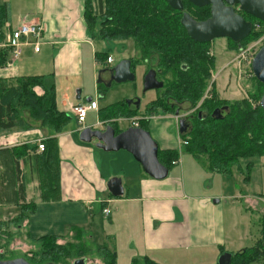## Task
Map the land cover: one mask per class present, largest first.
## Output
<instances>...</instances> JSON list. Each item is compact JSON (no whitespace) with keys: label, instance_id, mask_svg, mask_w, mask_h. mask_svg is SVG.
Masks as SVG:
<instances>
[{"label":"crops","instance_id":"obj_1","mask_svg":"<svg viewBox=\"0 0 264 264\" xmlns=\"http://www.w3.org/2000/svg\"><path fill=\"white\" fill-rule=\"evenodd\" d=\"M0 2L8 4L10 9V22L4 28L3 44L9 42L11 33L21 25L41 24L44 27L40 51L35 53L32 45L24 46L18 61L10 64V56L5 65H0V79L4 80V83H0V88L11 86V79L20 77L53 78L56 104L60 111L67 112L62 107L68 105V100H59L57 79L73 75L83 78L86 72L89 77L90 63L93 68L90 77L94 80L98 76L99 64L95 60L97 51L85 21L84 0ZM97 89L98 86L95 90ZM78 93L77 97L81 98L82 91L79 90ZM78 101L69 103L71 111L73 107L82 104ZM147 118L148 132L159 145V151H178L182 147L179 131L170 135L167 128L159 126L165 120L171 125V119L173 124H177L174 117L159 114ZM24 119L30 127L28 130L0 133V152H11L26 146L31 149L38 142L52 141L57 150L60 172V199L42 202L40 179L35 168V156L42 152L26 153L20 162L27 186V207L22 208L15 198V173L12 172L11 165L6 168L4 165V162L9 161L8 155L4 157L5 153H0V224L18 221L19 236H24L27 242L38 245L40 239L50 236L56 237L63 244L80 241L88 248V242L94 244L96 239L99 245L95 248H107L115 252L117 263L121 255L125 256L124 253L128 251L131 264H143L146 259L155 264H217L221 255L239 254L248 249L245 242L249 241V236H253L252 231H248L249 226L233 231L232 226L236 224H228V216L224 211L216 209L221 200L218 199L219 202L215 203L217 199L205 188V181L208 179L202 184L207 194L196 193L195 183L190 177L187 180V171L207 176L204 167L199 165V160L190 161L183 157L180 161L179 158L178 164L169 168L168 178L159 181L146 175L141 165L125 151L107 155L108 153L97 149L95 142L81 143L79 135L82 129L87 128L86 124L81 129L77 124V128L67 130L69 124L60 132H54L28 115ZM116 121L102 119L97 123L100 128L96 129L102 130ZM123 131L125 130L118 128L117 134ZM180 165L181 167L176 168ZM260 167L262 165L258 162L249 175L244 172V179L248 176V180L244 182L250 189L259 180ZM4 171L11 172L9 186L1 178ZM220 174L222 173H217ZM114 177L122 181L124 188V195L119 198H112L107 189L108 181ZM257 191L252 189L250 196H246L245 202L251 207L260 203V200L255 199V196H260V190ZM233 197L227 198L237 200L239 195ZM33 206L34 214L31 212ZM8 207L15 208L16 212H9V216H5L8 212L4 210ZM91 208H100L102 214L94 212L91 215ZM107 208L111 212L109 216L103 214V210ZM21 215H24V219H20ZM97 215L100 217L97 218ZM238 216L242 218V212ZM2 236L3 234L1 238Z\"/></svg>","mask_w":264,"mask_h":264},{"label":"trees","instance_id":"obj_2","mask_svg":"<svg viewBox=\"0 0 264 264\" xmlns=\"http://www.w3.org/2000/svg\"><path fill=\"white\" fill-rule=\"evenodd\" d=\"M84 2L85 21L93 38L107 43L133 41L136 54L139 56V58L133 60L134 62L153 61L154 66L161 71L166 79L173 76L176 79L189 82L180 84L165 83L161 98H158L156 102L149 106L146 113L148 116L146 117L174 114L175 110L167 100L169 97L179 103L191 104L193 109L201 103L206 90L209 88L210 71L213 69L215 61L209 56L208 50H204L207 47L206 44L194 42L185 33L186 31L180 21L183 12L169 8L165 0H84ZM183 3L184 12L191 15L194 20L205 21L210 18L209 7L197 8L186 0ZM9 13L8 4L0 2V45L3 43L2 40L5 36L4 28L10 22ZM242 16V18L253 23L251 33L245 40L261 35L254 31V21L263 26L264 23L247 15ZM200 49H203L201 54L199 53ZM10 52L11 48L0 47V65L6 64L11 56ZM109 56L108 52L104 54L96 53V63L106 64ZM196 80L204 82L193 83ZM10 82L13 83L11 86L0 88V133H20L30 128L26 119H24L25 115H21L15 106L19 100L20 106L24 110H28L31 119L41 121L43 126H48L51 131L60 132L70 124L71 118L68 117L66 112L60 111L56 104L57 95L53 78L45 76L20 77L11 79ZM0 83H4V80L0 79ZM35 88H41L44 95L38 96L34 92ZM104 88L103 84H98L97 90L102 94L106 92ZM263 89L264 85L257 83V94L252 96V103L250 100L244 99L234 104L229 105L223 102L220 105L221 101L212 98V95L206 97L204 103H202V109L206 110L204 112L207 116H202L201 120L192 124L189 132L183 136L180 135L182 147H185V151L198 160L205 158L208 169L222 173V175L232 173L235 165L239 164L240 166L239 162L243 161L246 164L245 172L249 175L251 169L258 164L256 161L264 159V112L259 104ZM253 103H255V106H253ZM219 105L223 106L219 109L221 118L214 119L212 114ZM115 107L118 110L114 116L118 118L124 117L133 120L141 116L137 114L139 110L132 109L126 103H121ZM123 108L128 110L125 115L122 112ZM154 109L161 112L156 113ZM112 118L108 117L107 120ZM114 124L110 123L117 134ZM148 124L149 120L145 118L140 120L138 127L148 131ZM51 142L44 141L42 144H44L45 150L40 155L35 156V168L40 179L42 202H52L60 199L58 183L60 172L56 157L57 150ZM36 151H39L38 145L31 149L26 146L13 149L11 152H0L1 154L5 153L4 157L8 155L7 159L9 161L4 162V165L5 168L7 165H11L12 172L15 173L14 180L17 185L15 198L22 208L27 207V186L25 185V175L20 162L26 153ZM158 153L159 161L168 169L180 158L177 150L158 151ZM10 174L11 172L4 171L1 175L3 183L8 182V186L11 184ZM247 180L248 176L244 181ZM5 189H7V186ZM111 197L113 198L112 195ZM7 200L11 202L9 198ZM32 208L31 212L34 214L35 207ZM22 218L24 219V215H21L20 219ZM15 223L19 222L15 220L0 224V232H2L0 234L6 235L5 238L8 241H3L7 245L11 240L8 233L9 227ZM259 228L260 238L257 240V244L253 248L234 254L231 264H264V222ZM38 242L43 246H48L46 242L50 243V247L55 250L58 249V252L63 254L78 257L92 255V250L86 248V245L83 242L80 243V241L63 244L59 243L56 237L48 236ZM98 254H100V257L104 254V259H102L104 264H117L115 252L102 248L98 250ZM54 259L63 261L53 257L51 262H54ZM144 262L145 264H155L149 259ZM137 264L139 263L137 262Z\"/></svg>","mask_w":264,"mask_h":264},{"label":"rangeland","instance_id":"obj_3","mask_svg":"<svg viewBox=\"0 0 264 264\" xmlns=\"http://www.w3.org/2000/svg\"><path fill=\"white\" fill-rule=\"evenodd\" d=\"M254 29V31L261 35L251 37L250 39L244 40V42L242 41L240 44H232L233 42L226 38L216 39L212 43L206 44L207 47L204 48V50H208L209 56L215 61V65L213 69H211V76L209 77V83L212 85V88H208L206 90L205 96L202 98V101H204L206 97L208 98L212 95V98H217L221 101L220 105H222L223 102L230 105L236 102H241L244 99L251 101L252 96L257 94L258 81L254 77L251 69L252 62L255 58L254 56H256L258 52L264 47V26L259 22L254 21ZM96 32L98 33V30ZM93 43L97 53L104 54L105 52H108L109 55L113 58L114 61L111 66L112 68L116 67L123 60H130L132 62L134 59L139 58V56L136 54V49L133 41L107 43L93 38ZM202 51L203 49H200L199 53L201 54ZM143 62L144 61H142L141 63ZM133 63L135 64H133V75H135L136 77L135 81L125 84H114L110 88H107L106 92L102 94H100L98 90L95 89L96 86H98L97 81L99 80V72L103 71L105 68L104 63H99L97 79L95 78L93 80L92 77H90V75H92L93 73L91 63L88 72L91 79L87 77V72L85 76H83V78L73 75L66 77L63 76L59 80L57 79V82L59 84L57 90L59 91V100H68V105L62 107L63 110L67 111L66 113L68 117L71 118L70 126L67 130L77 128L76 118L74 117V113L69 109V103L78 101L77 94L79 90L82 91V96L78 102H81L83 105L88 106V100L91 99L94 101L96 100L99 105L98 113H89V116L87 115L88 117L85 122L87 128H100L97 125L100 120L106 119L108 117H113V121L117 120L116 122H112L115 123L114 127L116 129H128L132 121H127V119H117L118 117L114 116L115 114H117L118 110L115 106L121 103H125L126 101L128 102L136 100L137 102H139V112L137 114L144 117L148 116L145 114L147 107L154 100L162 96L163 91H159L158 93L155 90L144 92V77L145 73H147V69L143 64H140V62L133 61ZM213 81H216L215 84H212ZM210 84L209 87L211 86ZM42 91L43 90L41 88H35L34 90V92H36L38 96L44 95V92ZM262 95H264V89L261 91V96ZM252 102L253 101H251V103ZM15 106L21 115L24 114L29 116L28 110H24V108L20 106V100L16 102ZM253 106H255V103H253ZM127 111L128 110H126V108H123V115L127 114ZM155 111L156 113L161 112L159 110ZM138 121L140 122V119ZM163 122L159 126L167 128V131L170 135L178 131V126L175 123L173 124L172 119L170 120V122H172L171 125L167 124V120ZM185 150V147L182 148L180 146L178 150L180 161L183 160V157L184 159L186 158L190 161L198 160L192 154L186 152ZM114 154L116 153H108L107 155ZM199 161V165L204 167L203 169H205L207 176H203L194 171H187V180L189 179L188 177H190L195 183L196 186H194V191H196V193L207 194L208 192L203 190L204 187L202 186V184L206 178L208 179V181H205V184L207 182L205 188L209 189L210 195L215 196V199H217L216 201H218V199L221 200V204L217 205L216 209L218 211H224L225 215L228 216L229 219L228 224H236L232 226L234 232L236 229L241 230V228L249 226L247 227L248 231L250 233L252 231L255 238L253 236H249V241H246L245 244L246 246H249L248 249L253 248L257 244V240H259L260 238L259 227L264 222V159H259L258 161H256L259 162L262 167H260V174L258 178L259 180L256 181L254 186L252 187L253 191L260 190V196H255V199L257 198V201L260 200L258 201L260 203H258V205L254 207L249 206L248 203L245 202L246 196H250L252 189H250L249 186L244 182V165L246 164L243 161L239 162L240 166L239 164L235 165V167L232 169V173L223 176L222 174L217 175L216 172L211 171L210 169H206L207 161L205 158L199 159ZM179 167H181V165L176 168ZM209 184H212L213 186H210ZM237 195H239L240 198L238 197L236 200V198L234 197ZM232 196H234V199L227 198ZM91 209V215H93L94 212H97L98 214L101 213L100 208ZM15 210L16 209H13V207H8L7 210H4L5 212H8L5 213V216H9V212H11V214H14L16 212ZM240 212H242V218H239L238 216ZM99 217L100 215H97V218ZM18 225L19 223H15L9 227L8 233L11 240L9 241L8 245L6 242H4L8 241L7 238H5L6 235L4 234L2 238L0 237V261H10L13 259L16 260L23 258L28 260V262L30 261L31 264H48L49 261L53 260V257H57L58 259L63 261L61 262L54 259V262H56L54 264H73L74 261L83 258L86 259L85 261L87 262V264H104L102 260L104 259V254H102L100 257V254H98L97 250L98 248H95L99 245V242L96 241V239L94 241V244L88 242V248L92 249L91 256H72L59 253L58 249L55 250L53 247H50V243L47 242L46 244H48V246H43V244L41 243H37L38 245L34 243V246L33 243L27 242L24 236H19L20 234L18 233ZM91 232L93 233V231ZM10 233L12 234V236ZM16 235L18 236L16 237ZM25 245L28 246L26 247ZM124 254L126 255H121V258L119 259L117 264H131V259L128 251ZM218 262L219 260L217 261V264Z\"/></svg>","mask_w":264,"mask_h":264},{"label":"water","instance_id":"obj_4","mask_svg":"<svg viewBox=\"0 0 264 264\" xmlns=\"http://www.w3.org/2000/svg\"><path fill=\"white\" fill-rule=\"evenodd\" d=\"M169 8L183 12L180 20L181 25L185 29V33L196 43L209 44L216 39L226 38L233 44H240L251 33L252 23L242 18V15L250 16L255 20L264 23V0H186L197 8H210V18L205 21H197L184 12V0H165ZM252 62V73L258 83L264 85V47L254 56ZM132 62L130 60L121 61L116 67L110 70L111 81L115 84H125L134 82L136 77L133 75ZM99 72L98 84H104L101 81ZM155 72L150 71L144 78V92L152 90H161L164 86L156 78ZM109 83L107 87H111ZM79 94V93H78ZM260 102L261 109L264 112V95ZM80 100V96L77 97ZM89 102L91 99L88 100ZM127 102V101H126ZM133 101H128L131 105ZM139 104V102L137 103ZM139 108V105L137 106ZM212 117L214 119L221 118V111L215 110ZM183 120L180 121L179 134L181 136L187 133L186 128L182 126ZM80 142L85 144L97 143L96 147L106 153H117L125 151L130 154L133 159L141 165L146 175L155 180H164L169 176V169L159 161V145L150 133L139 127H129L127 130L116 134L115 129L111 125L104 127V130L84 128L80 136ZM108 191L115 198L122 197L124 188L122 181L113 178L108 182ZM219 201H216L217 203ZM233 255L226 253L221 255L218 264H231ZM0 264H30L24 259L0 261ZM74 264H85L84 259L76 260Z\"/></svg>","mask_w":264,"mask_h":264},{"label":"built area","instance_id":"obj_5","mask_svg":"<svg viewBox=\"0 0 264 264\" xmlns=\"http://www.w3.org/2000/svg\"><path fill=\"white\" fill-rule=\"evenodd\" d=\"M43 36H44V27L41 24H33V25L24 24L11 33V37L7 44H1L0 47L11 48V52H10L11 61L9 63L13 64L14 62L20 59V56L22 54L21 53L22 48L24 46L32 45L35 53L40 51ZM113 61H114L113 58L109 56L106 63L107 65H112ZM72 111L75 115L74 117L76 118V122L80 127L79 129H81L84 128L89 113L99 112V105L96 100L95 101L91 100L88 106L80 104L73 107ZM131 123H132L131 127L139 126L138 121H132ZM37 145H38V150L40 152H43L45 150V146L44 144H42V142H38ZM175 164H178V161L173 163V165ZM103 214L105 216H109L111 212L107 208L103 210Z\"/></svg>","mask_w":264,"mask_h":264},{"label":"flooded vegetation","instance_id":"obj_6","mask_svg":"<svg viewBox=\"0 0 264 264\" xmlns=\"http://www.w3.org/2000/svg\"><path fill=\"white\" fill-rule=\"evenodd\" d=\"M140 64H143L146 67L147 73H149L150 71L155 72L154 74H156L157 80L159 82H162L164 84V86H165V83H179V84L180 83H185V82L189 83L188 81H182V80L176 79V77H173V76H171L169 79H165L166 77L164 75L162 76L161 71L154 66V62L153 61L150 62L149 60H144V62L143 63H140ZM104 65H105L104 66L105 68L103 70L104 72H102V74L100 76H101V81L104 83L103 84L104 87H105L104 89H107V88H109V87H107L109 85V83H112V85H114L115 82H112L111 81V76H110L111 75L110 74V70L113 69L111 67L112 65H107V63L104 64ZM134 65H133V62H132V68H131L132 73H134L133 72ZM147 73H145V76H146ZM203 82L204 81H202V80H196L193 83H203ZM215 82L216 81H213L212 84H215ZM128 83H131V82H128ZM163 88L161 90H155V91L158 93L159 91H163ZM209 88L211 89L212 88V85ZM158 97H159V95H158ZM159 98H161V96ZM163 98H164V96H163ZM157 99L154 100L150 105H152L154 102H156ZM167 100H169L168 102L171 104L172 108H174V110H175L173 112L174 114H170L168 116H172V117H174L176 119L177 126L180 125V121L183 120L184 123L182 124V126H184L186 128V131L187 132L190 131L192 124L196 123L198 120H201L202 119V116H204V117L207 116L206 113L204 112L206 110L205 109H202V103H204L205 100L204 101H201V103L197 107H194V109L191 108V104L179 103L176 100H173L172 97L167 98ZM125 103H126L127 106L132 107V109L139 110V108L137 107L138 106V104H137L138 102L136 100H133V102L131 103V105H128L127 102H125ZM149 106L147 107V109L149 108ZM221 108H223V106H220V107L217 106L216 107V110H219ZM147 109L145 111V114L147 113ZM145 118H147V117L146 116L144 117V116L141 115V117L139 119L142 120V119H145ZM138 125H139V121H138ZM102 129L104 130V128H102ZM178 131H179V126H178ZM20 259H23V258H20ZM13 260H15V259H13ZM24 260H26V259H24ZM78 260H80V259H78ZM85 260L86 259H84V261ZM26 261L28 262V260H26ZM75 262L76 261H74V263ZM28 263H30V261ZM48 264H54V262L49 261ZM85 264H87L86 261H85Z\"/></svg>","mask_w":264,"mask_h":264},{"label":"bare ground","instance_id":"obj_7","mask_svg":"<svg viewBox=\"0 0 264 264\" xmlns=\"http://www.w3.org/2000/svg\"><path fill=\"white\" fill-rule=\"evenodd\" d=\"M130 121H138L137 119H133V120H130Z\"/></svg>","mask_w":264,"mask_h":264}]
</instances>
